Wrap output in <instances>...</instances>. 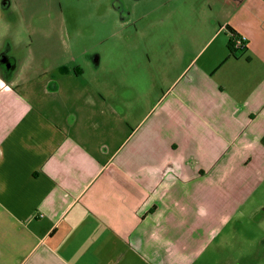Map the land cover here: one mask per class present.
Instances as JSON below:
<instances>
[{"label": "crops", "instance_id": "1", "mask_svg": "<svg viewBox=\"0 0 264 264\" xmlns=\"http://www.w3.org/2000/svg\"><path fill=\"white\" fill-rule=\"evenodd\" d=\"M160 6L125 72L0 42V264L260 263L264 0Z\"/></svg>", "mask_w": 264, "mask_h": 264}, {"label": "rangeland", "instance_id": "2", "mask_svg": "<svg viewBox=\"0 0 264 264\" xmlns=\"http://www.w3.org/2000/svg\"><path fill=\"white\" fill-rule=\"evenodd\" d=\"M163 1L0 0V42L2 45L12 42L28 48L14 56L17 63L28 58L30 48H41L40 59L46 54L58 61L73 57L79 63L87 56H100L103 72L110 71L114 59L125 72L121 62L127 64L124 59H132L133 55L132 48L123 43L134 41L135 33L131 28L140 32L146 28L149 19L145 17L142 21V17L151 10H154L152 17L161 15ZM128 18L131 19L129 23ZM142 36L140 34V41L135 42L139 48V44L144 42ZM134 55L147 62L142 50L134 51ZM259 259V264H264V254Z\"/></svg>", "mask_w": 264, "mask_h": 264}, {"label": "trees", "instance_id": "3", "mask_svg": "<svg viewBox=\"0 0 264 264\" xmlns=\"http://www.w3.org/2000/svg\"><path fill=\"white\" fill-rule=\"evenodd\" d=\"M230 36H231V39H230V42L228 43V48H229L231 54H235L238 50L244 49V47L241 48V47H237L235 45V40H236V38H238L237 35L232 33Z\"/></svg>", "mask_w": 264, "mask_h": 264}, {"label": "built area", "instance_id": "4", "mask_svg": "<svg viewBox=\"0 0 264 264\" xmlns=\"http://www.w3.org/2000/svg\"><path fill=\"white\" fill-rule=\"evenodd\" d=\"M244 44H245V42H244V40L241 37L236 38L235 45L237 47L243 48L244 47Z\"/></svg>", "mask_w": 264, "mask_h": 264}]
</instances>
